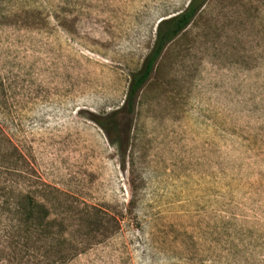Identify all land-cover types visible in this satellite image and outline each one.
<instances>
[{"label":"rangeland","instance_id":"rangeland-1","mask_svg":"<svg viewBox=\"0 0 264 264\" xmlns=\"http://www.w3.org/2000/svg\"><path fill=\"white\" fill-rule=\"evenodd\" d=\"M188 2L0 0V170L52 227L4 214L0 264H264V0H206L121 109Z\"/></svg>","mask_w":264,"mask_h":264},{"label":"trees","instance_id":"trees-1","mask_svg":"<svg viewBox=\"0 0 264 264\" xmlns=\"http://www.w3.org/2000/svg\"><path fill=\"white\" fill-rule=\"evenodd\" d=\"M205 2L206 0H189L183 11L157 23L152 49L140 70L131 76L121 109H126L129 114L133 112L138 93L149 79L163 50L192 22ZM101 128L103 129V127ZM1 145L0 142V151L2 150ZM4 162L5 160L0 159V164H4ZM17 162L19 161L14 159V163L7 164V168L15 173L18 169ZM3 168L5 170V167ZM12 176H14L13 173L0 170V218L5 220L2 216L6 214L5 221L9 223L8 228L15 227L23 233L36 230L44 237L49 236L52 227L51 220L48 221V208L43 203H36L33 200L34 197L30 195V191L22 188L16 180L13 181Z\"/></svg>","mask_w":264,"mask_h":264}]
</instances>
